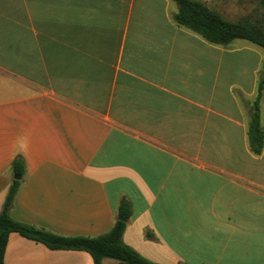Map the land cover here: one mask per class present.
<instances>
[{
    "label": "crops",
    "instance_id": "1",
    "mask_svg": "<svg viewBox=\"0 0 264 264\" xmlns=\"http://www.w3.org/2000/svg\"><path fill=\"white\" fill-rule=\"evenodd\" d=\"M197 1L264 24L259 0ZM177 12L174 0H0V213L19 181L10 215L38 230L98 238L127 204L123 243L151 263L264 264V147L249 136L264 49L212 44ZM5 264L94 260L12 233Z\"/></svg>",
    "mask_w": 264,
    "mask_h": 264
},
{
    "label": "trees",
    "instance_id": "2",
    "mask_svg": "<svg viewBox=\"0 0 264 264\" xmlns=\"http://www.w3.org/2000/svg\"><path fill=\"white\" fill-rule=\"evenodd\" d=\"M174 1L178 6L175 22L201 35L208 42L226 46L235 40H246L264 49V24L262 22L230 23L223 20L200 1ZM259 4L264 9V0H259ZM263 93L264 85L262 84L251 110L249 129L251 148L257 155L262 153L264 147V131L260 126V102ZM14 169L17 175L23 176L24 165L22 161H17ZM19 186V181L12 184L3 211L0 213V264H5V251L9 236L12 233L42 243L51 250L88 252L92 256L94 264H102L103 260L107 258L116 260L119 264H154L123 243L126 221L118 220L108 234L94 239L60 237L16 222L12 219L10 211ZM130 214L129 205L123 204L120 210L121 218L127 220Z\"/></svg>",
    "mask_w": 264,
    "mask_h": 264
},
{
    "label": "water",
    "instance_id": "3",
    "mask_svg": "<svg viewBox=\"0 0 264 264\" xmlns=\"http://www.w3.org/2000/svg\"><path fill=\"white\" fill-rule=\"evenodd\" d=\"M16 179H20V177H17ZM120 221H125L123 218L119 219Z\"/></svg>",
    "mask_w": 264,
    "mask_h": 264
},
{
    "label": "rangeland",
    "instance_id": "4",
    "mask_svg": "<svg viewBox=\"0 0 264 264\" xmlns=\"http://www.w3.org/2000/svg\"><path fill=\"white\" fill-rule=\"evenodd\" d=\"M263 13H264V12H263ZM248 21H249V22H251L250 20H247V21H243V22H248ZM258 22H259V21H258ZM253 23H254V22H253Z\"/></svg>",
    "mask_w": 264,
    "mask_h": 264
}]
</instances>
